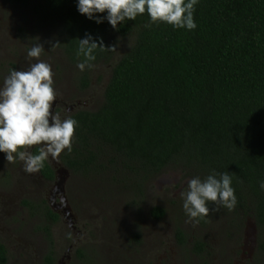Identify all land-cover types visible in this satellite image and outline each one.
<instances>
[{
	"label": "trees",
	"instance_id": "obj_1",
	"mask_svg": "<svg viewBox=\"0 0 264 264\" xmlns=\"http://www.w3.org/2000/svg\"><path fill=\"white\" fill-rule=\"evenodd\" d=\"M7 1L32 5L38 25L58 31L59 45L77 70L82 91L91 86L95 66L109 62L114 51L97 48L93 67L81 71L79 40L90 34L112 47L117 36L132 39L113 67L101 105L68 116L78 125L72 151L65 149L60 158L73 175L120 187L140 206L147 186L165 171L179 170L201 180L213 170L227 172L236 207L229 211L219 206L199 224L206 227L224 216L240 237L246 217L252 215L258 229L256 261L264 264V0H198L193 30L151 23L147 11L113 29L107 19L97 23L81 14L78 0ZM95 16L106 17L107 12ZM39 147L32 153L38 154ZM40 173L48 181L56 179L48 159ZM24 204L51 224L60 220L44 199ZM165 213L162 207L151 212L156 218ZM44 232L53 246L51 226ZM176 236L186 248L187 233L179 227ZM140 238L139 233L134 236L136 242ZM207 245L201 236L190 248L200 264H210ZM77 256L82 260L78 264L90 262L82 248ZM7 261L8 250L0 242V264ZM54 262L52 248L46 263Z\"/></svg>",
	"mask_w": 264,
	"mask_h": 264
},
{
	"label": "rangeland",
	"instance_id": "obj_2",
	"mask_svg": "<svg viewBox=\"0 0 264 264\" xmlns=\"http://www.w3.org/2000/svg\"><path fill=\"white\" fill-rule=\"evenodd\" d=\"M60 40L57 30L38 25L32 5L0 0V88L11 70H27L30 63L36 62L29 61L27 52L41 42L45 49L39 59L51 65L54 73L57 99L52 110L63 120L77 110H95L101 105L113 67L132 39L117 36L113 57L95 66L86 91L78 88L77 70L59 43L51 48ZM48 160L56 171L54 181L43 178L40 171L24 172L21 161L9 163L6 154L0 152V242L8 250L6 264H47L52 248L54 264H78L82 261L77 256L79 248L89 256L87 264H200L190 248L201 236L208 244L206 258L210 264H258L254 217H246L240 237L224 216L206 227L190 222L182 194L188 191L191 178L179 170L156 176L137 206L131 193L120 187L73 175L60 156ZM42 199L60 215L58 222L51 224L34 207L24 204V200L36 204ZM154 207H162L165 216L154 217ZM46 225L51 226L53 246L44 232ZM179 227L187 233L186 248L177 240ZM137 233L141 237L138 242L134 239Z\"/></svg>",
	"mask_w": 264,
	"mask_h": 264
},
{
	"label": "clouds",
	"instance_id": "obj_3",
	"mask_svg": "<svg viewBox=\"0 0 264 264\" xmlns=\"http://www.w3.org/2000/svg\"><path fill=\"white\" fill-rule=\"evenodd\" d=\"M198 0H78V11L97 23L103 19L111 24L113 29L126 20H135L138 15L147 11L151 23L165 22L174 28L193 30L197 27L194 21L195 5ZM106 17H97L96 13H105ZM151 23L145 27L150 28ZM59 42L52 45L56 47ZM104 46L102 40L98 43L88 34L79 40L77 57L83 56V61L77 67L84 71L92 68L90 63L96 59L95 50ZM43 44L33 45L27 52L30 63L27 70H11L5 77L0 88V152L6 154V161L23 164V171L28 174L38 173L44 162L51 157L58 159L67 149L72 151V142L78 122L73 118L61 119L60 114L53 111V102L57 93L53 87V71L51 65L39 58L44 51ZM51 119V123H50ZM39 145L38 154L30 149ZM232 185V177L227 173H213L204 180L199 177L188 180V191L183 193V208L189 221L199 223L211 212L218 211L223 206L229 211L234 210L238 201ZM260 187L264 189V181ZM209 202L217 205L213 208Z\"/></svg>",
	"mask_w": 264,
	"mask_h": 264
}]
</instances>
